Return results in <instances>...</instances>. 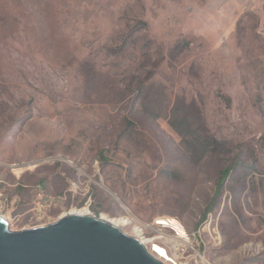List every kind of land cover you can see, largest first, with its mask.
Wrapping results in <instances>:
<instances>
[{
	"label": "rangeland",
	"instance_id": "obj_1",
	"mask_svg": "<svg viewBox=\"0 0 264 264\" xmlns=\"http://www.w3.org/2000/svg\"><path fill=\"white\" fill-rule=\"evenodd\" d=\"M73 210L264 264V0H0V215Z\"/></svg>",
	"mask_w": 264,
	"mask_h": 264
},
{
	"label": "water",
	"instance_id": "obj_2",
	"mask_svg": "<svg viewBox=\"0 0 264 264\" xmlns=\"http://www.w3.org/2000/svg\"><path fill=\"white\" fill-rule=\"evenodd\" d=\"M0 264H164L138 238L103 219L70 214L13 231L0 217Z\"/></svg>",
	"mask_w": 264,
	"mask_h": 264
},
{
	"label": "bare ground",
	"instance_id": "obj_3",
	"mask_svg": "<svg viewBox=\"0 0 264 264\" xmlns=\"http://www.w3.org/2000/svg\"><path fill=\"white\" fill-rule=\"evenodd\" d=\"M70 214H78V215H83V212L81 211H76L73 210L65 215H63V217L68 216ZM0 217H2L0 215ZM3 218V217H2ZM5 219V218H4ZM103 220H106L107 222H109L110 224H112L113 226H115L116 228H120V226H128L131 224V219L128 217H123L120 219H107L104 218ZM7 221V220H6ZM159 221L162 222H167V226L171 229V228H175V230L178 232V236H175L177 241H186L185 239H187V234L183 228V226L180 224V222L173 220L170 221L166 218L163 219H159ZM159 225V224H158ZM164 227V225H162ZM134 233L136 234L137 237H139L140 241L142 242V244L148 249V251L154 255L158 260H160L161 262H163L164 264H170V262L174 261L177 262L178 258L176 255H171L166 249H158L154 244H153V240L151 239H146L142 241V238L144 237V226L143 225H137L136 228L134 229ZM144 239V238H143ZM160 246V245H159ZM165 251L166 253L169 254V257H167V259H169L168 263H167V259H165L164 257L166 256L165 253L163 252Z\"/></svg>",
	"mask_w": 264,
	"mask_h": 264
},
{
	"label": "built area",
	"instance_id": "obj_4",
	"mask_svg": "<svg viewBox=\"0 0 264 264\" xmlns=\"http://www.w3.org/2000/svg\"><path fill=\"white\" fill-rule=\"evenodd\" d=\"M171 230L175 233V235L176 236H178L179 237V235H178V232L175 230V228H171ZM138 239H139V237H138ZM163 248H165V247H163ZM166 249V248H165ZM167 250V249H166ZM168 251V250H167ZM170 253V252H169ZM171 254V253H170ZM170 264H182L181 262H179V260L177 261V262H174V261H172V262H170Z\"/></svg>",
	"mask_w": 264,
	"mask_h": 264
},
{
	"label": "trees",
	"instance_id": "obj_5",
	"mask_svg": "<svg viewBox=\"0 0 264 264\" xmlns=\"http://www.w3.org/2000/svg\"><path fill=\"white\" fill-rule=\"evenodd\" d=\"M228 174H229V171L226 170V171L224 172V175H225V176H228Z\"/></svg>",
	"mask_w": 264,
	"mask_h": 264
}]
</instances>
